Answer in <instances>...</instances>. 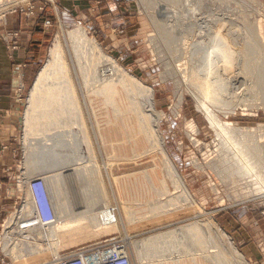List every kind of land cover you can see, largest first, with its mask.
I'll return each mask as SVG.
<instances>
[{"label":"rangeland","instance_id":"1","mask_svg":"<svg viewBox=\"0 0 264 264\" xmlns=\"http://www.w3.org/2000/svg\"><path fill=\"white\" fill-rule=\"evenodd\" d=\"M15 16L33 23L38 19L37 28L46 37L41 57L31 69L27 62L17 60L22 30L7 27V20ZM78 26L99 45L106 58L112 59L144 87L152 89L165 149L200 209L187 201L181 190L171 188L173 179L165 166H154L152 161L160 160L155 144L145 145L140 139L144 136L142 132L137 135L126 132L127 138L121 132L120 126L129 125L130 120L139 124V115L137 119L130 114L132 110L137 108L140 118L151 114L147 112L148 96L134 94L129 100V96L120 95L123 101L111 105L113 115H108L104 123L99 121L98 125L89 96H86L91 92L87 90L90 86L84 85L74 60L77 72L73 73L78 74V96L83 105L82 124L87 137L76 141L63 127L50 130L56 125L48 126L46 119L41 121L38 118L44 115L41 112H34L31 122H26L31 91L51 58L57 36H62L70 46L67 32ZM3 27L0 42L6 45L12 61L11 95L21 108L22 120L12 138L1 139L2 153H8L18 163L21 173L29 170V176L34 177L32 181L42 179L39 175L64 170L78 171L79 180L93 178L102 187L101 202L104 205L110 202L116 212L117 224L93 222L97 217L85 208L88 200L79 192L81 182L73 183L76 195L63 193L58 198L48 195L51 206L65 207L64 213L73 209L80 216L89 215L83 218L88 226L83 234L86 239L55 256L56 242L42 241L50 235L49 225L40 223L34 199L31 196L29 200L30 195H26L22 174V184H16L18 187L14 189L22 200L17 204L13 201L14 206L4 213L1 222L3 256L0 264H19L24 256L30 264L31 256L51 258L54 255L50 263L75 254H92L98 250L106 253L113 249L124 250L132 264H154L160 260L183 264L195 253L196 264H200L206 247L220 252L219 259L211 264H241L230 253L233 244L248 264H264V189L254 176L252 179L248 175L250 168L264 176V93L257 79L259 70L264 67V0H0V28ZM191 60L195 64L188 67L196 66L205 84L193 86L188 80H182L183 68L179 65L189 64ZM106 65L99 67L110 68ZM114 72L115 69H107L101 79L119 78ZM106 105L107 102L95 105L98 114L100 106ZM144 106L147 113L143 111ZM40 123V129H36ZM113 125L116 131L120 130L119 134H112L113 139L105 138V127ZM26 136L25 145H31L39 170L25 168L28 152L23 141ZM122 138L129 140L123 143ZM258 142L263 148L258 147ZM110 143L117 149L108 147ZM10 144L14 150H9ZM242 158L248 163L243 164ZM233 173L240 174L241 180L239 178L236 184L232 181L236 182L238 176L232 178ZM136 174L138 179L147 175L142 176L147 177V184L136 181ZM161 178L165 180L162 186ZM121 182L123 193L117 188ZM131 193L133 202L125 201L123 197ZM144 204V212L135 214L136 207ZM30 208L35 209V213L26 218L27 224L23 226L29 228L37 224L35 236L26 233L18 238L21 235L17 231L9 233L5 228L7 220ZM132 208L135 215L127 216ZM104 210L110 213L108 207L104 206ZM153 217L169 221L132 230L139 224L138 220L151 223ZM193 225H208L216 243L199 244V232L192 241L185 229ZM165 233L173 235L167 242L169 245H154L150 252L151 239Z\"/></svg>","mask_w":264,"mask_h":264},{"label":"bare ground","instance_id":"2","mask_svg":"<svg viewBox=\"0 0 264 264\" xmlns=\"http://www.w3.org/2000/svg\"><path fill=\"white\" fill-rule=\"evenodd\" d=\"M261 27L259 29H261ZM67 33L69 35L68 38L70 40L71 45L69 46L68 42L66 40L64 41L62 36H57L56 41L51 51V58L48 64L46 65V67L39 74V77L37 78V83L35 84V87L31 91L32 93L29 99L30 106L28 109L29 114L26 115L27 117L26 122L28 124L31 122L34 112H41L42 114L44 113V115H41L38 117L41 121L43 119H46L49 121V124H47L48 126L56 125L55 127H52L50 130H56L58 127H63L66 130V132L68 134H71L72 137L76 141L80 140L82 137H84L83 139L87 137L86 132H85L86 128L84 124H82V118H85V117H84L83 105L81 104L79 96H78V87H77L78 74L74 75L73 73V71L74 72L76 71L74 60L77 63L78 68L80 69L79 71H81L82 76L81 75L80 76L83 77L82 80L85 82L84 85H86V87L90 86V89L88 88L87 90L91 92L88 93L86 90V92L88 93V94L86 93V96L87 95L89 96V102L91 105L90 108L92 107L94 111V115L97 119L98 125L100 124V122L103 124L104 120L106 119L108 115H113V110L111 108V105L118 104L121 101H123L121 96H129V100L131 98V95H134V94H139V95L143 94V95L148 96L149 99L148 101H146V105L148 106L147 108L149 110L147 112H150L152 115L147 114L140 118L141 114L139 113L138 109L136 108L135 110H132L130 114H134L137 117V119L139 115V119H140L139 124L137 123L136 120L131 121L129 118L130 120L129 125L125 126L124 124L123 126H120L121 132L124 133L123 135L125 138H127L126 132H135L136 133L135 135H137L138 132H142L144 136L141 137L140 139L144 141L145 145L155 144L156 147L158 148V153L160 152L159 153L160 160L152 161L154 166L157 168H160V165H162V167L165 166L170 172L169 174L173 179L174 186L171 183V188L175 187L176 191L181 190V193H183L185 197H187L188 199L187 201H190L194 206L200 209L196 201H194L193 197L190 195L183 177L179 174L174 162L167 154V151L165 149V146L162 140L163 138H161L160 132L158 129L159 126H158L157 119H159L160 117H158L155 113V108H154V103H153V97H154L153 93L154 92L152 91V89H147L146 87H144V85H142L139 81H137L131 75L129 76L127 72H125L122 68L120 69L118 66H116L117 64L112 59L109 58L110 60H112L113 63L109 61V59L106 58L105 55L103 54L99 45L92 38L88 36L85 30L81 29L79 26L73 30H69V32ZM62 35H64L63 32H62ZM105 64H107L108 66L110 65V68H107L108 70L110 69L111 71L112 70L114 71L115 69L116 70V72H114L115 76H116V73H118L117 76H119V78L117 77V79H114L115 77L113 74V77H114L113 79H108V78L107 80L106 78L101 79V77L103 78V75L106 73L107 69H104L105 66L104 67L103 66L99 67V66L105 65ZM190 64L191 65L193 64L192 60H191V63L189 64L187 62H184L183 66L179 65L180 68H183L182 69L183 71L184 69L189 71L188 73L187 71H185V73L183 71L181 72L184 75V79L182 80H186V81L188 80L189 82L193 84V86L204 83L202 76L199 74L198 70L195 68L196 66L195 67L192 66L191 68H189L188 65ZM108 72H107V75H108ZM206 72H207V69H206ZM210 75L211 73H209V76ZM111 77H112V72H111ZM257 79H258L259 87L262 93H264V67L261 70H259L257 74ZM79 90H80V87H79ZM257 93H259V91ZM255 96H258V95H255ZM101 99L103 100L101 101ZM101 102H107V105L103 107L100 106L99 108L100 113L98 114L95 108V105ZM83 103L85 105L84 101ZM145 109L146 107L144 106L143 111ZM146 110L144 112H146ZM41 125L42 123H40L39 126H36V129H40ZM119 132L120 130L118 129V131H116V128L114 125L112 127L108 126V128L106 126L104 129V136H106L105 138L113 139L112 134H119ZM81 133L83 134V136ZM29 134L30 133H27V135ZM26 139H27V136L25 137V140L23 141L24 147L26 146L25 148L28 152L27 157H26L27 161L25 162L26 163L25 168H28V169L34 168L35 170H39L40 166L38 164V160L35 158V154H34V151L31 145H25ZM135 139L137 140L139 138L135 137ZM128 140L129 139H126V140L123 139L121 140V142L126 143L128 142ZM260 142H258L257 145L259 148L260 147L263 148ZM86 144L88 147L90 146L88 143ZM108 147H111L112 149H117V147H114L112 143H110ZM79 151L81 153L82 149H79ZM241 161L243 164L248 163L246 162L244 158H242ZM117 166L120 167L119 164H117ZM245 166H247V164ZM79 174L81 173L75 170H64V172H61V173H55V174L48 173V174H42L39 176H41L43 179V182L48 191V195L49 196L52 195L57 198L63 193H66V194L69 193V195H74V194L76 195L77 193L74 192V189H75L74 184H77V183L79 184V182H81L82 184L80 185L81 189L79 190V192L82 191V196L87 198L88 200L85 208L89 209L90 215H96L97 217L94 219L93 222L98 223L100 220H102L104 223H107V224H112V225L117 224V219H116L117 215H116V212L113 210V207L110 204V202L107 205H104L105 203L101 202V200L99 199V196L101 193L100 189L102 188L99 185V182H97L96 180H93V178H89V179L84 178L86 180H81V179L79 180L78 179ZM23 175H24L23 185L24 187H26V195L27 196L30 195L29 196V200H30V197L32 196V194H31V191L29 190V186L32 180L34 179V177L29 176V170L25 171ZM235 175L238 176V179L236 182L232 181L233 184H236L240 178V174L238 175V173H233L232 178L235 177ZM248 175L250 177L254 176L258 184L262 186V190L264 189V176L261 174V172L260 174H257V172L255 171L253 172L249 168ZM142 176H147V175H141L140 179H138L139 177L136 174V177H135L136 181L138 182L143 181L145 182V184H147V181H146L147 177H142ZM254 177H252V179ZM75 179H78V181H75ZM121 179L124 180L125 178H121ZM159 182L162 186V182L165 183V180L161 178V180L159 179ZM141 185L143 184L141 183ZM117 188H118V191L122 193L125 190L123 188L122 182L117 184ZM144 196L145 195L141 197L142 200H144L145 198ZM148 197H149V194H148ZM123 198L125 201L133 202L132 193L131 195L127 194ZM104 206L110 209V213H107L104 210ZM145 206L146 204L141 205L138 208L136 207L135 214L143 213L145 210L144 209ZM53 210L55 214L54 222L49 224V226L47 225L48 226L47 228L50 229V235L44 238L42 241L43 242L45 241L56 242L55 249H54L56 253L54 254L55 256H57L61 252H63L65 248L72 246L83 239H86L83 237V234L85 230L88 228V226L85 224V221L83 220V218L89 215L80 216L77 213H74L73 209H71L70 212L68 213H64L63 211L65 210V207L61 205H55L53 207ZM133 210L134 208L131 209L132 213L131 212L128 213L127 216L133 217L135 215L133 213ZM30 211H32L31 214H29ZM34 213H35V209L30 208V209H26V210L23 209L22 211H19V215L16 217L14 216L15 214L12 215L14 217H12L11 219H8L6 222V226H5L6 230L9 231V233H14L17 231L21 235V236H18V238L22 237L26 233H28L29 236H32V237L35 236V234L37 233V224L36 226L29 227V228L26 227V225L23 226V223L27 224L28 219L26 218H28L29 216H33ZM172 218L173 217H170L171 220ZM13 219L15 220L12 221ZM24 219H26V221ZM151 220H152L151 223L150 221L146 223H142L143 220H138L139 224H136V227L133 226L132 230L143 229V228L148 227V225L149 226L155 225L157 223L163 224L168 219H165L164 217H161V218L153 217ZM87 222H89L88 219H87ZM90 223L92 222L90 221ZM195 226L193 225L185 229L186 236H190L192 241H195L196 235L198 237L200 233L201 236L199 235L200 237L199 244L200 243L208 244L210 241L214 244L216 243V239L212 235L211 228L208 225L206 227H202L201 225H199V227L198 226L195 227ZM45 233L48 234L49 231H46ZM172 236H173L172 233H165V234H161L156 237H153L150 241V252H153L152 248L154 247V245H158L161 243H167L169 242ZM206 238H209V239H206ZM167 244L169 245V243ZM148 246L149 244L145 245L144 247L139 245L140 248L142 247L146 248ZM231 246L232 247H230L231 248L230 253L232 257L237 258V260L239 259L241 264H248L247 260L237 252L235 245L233 244ZM202 250L203 249H201V251ZM210 250H211L210 248L206 247V249L202 251V255L200 256V264H211L213 260L219 259L220 252L219 251L212 252ZM195 255H193L189 261H185L183 264H196L197 261H196V258L194 257ZM31 258L32 260L30 264H36L37 262H39L38 264H43V263L44 264H54L55 263V260L48 263L52 258H54V255H52L51 258H45V255H42L41 258H40V255L39 257L31 256ZM21 259H22L21 260L22 262H18L19 264H29L25 260V256H24V259L23 257H21ZM169 261L160 260L158 262H155L154 264H170V263L173 264L172 261L170 262Z\"/></svg>","mask_w":264,"mask_h":264},{"label":"crops","instance_id":"3","mask_svg":"<svg viewBox=\"0 0 264 264\" xmlns=\"http://www.w3.org/2000/svg\"><path fill=\"white\" fill-rule=\"evenodd\" d=\"M7 24V27L12 30H22L23 33L20 41V49L17 51V60L27 62L29 69H31L36 65L37 59L41 57L46 38L44 33L37 28V24L39 25L38 19L33 23L32 20L26 21L15 16L9 18ZM4 29L5 27L0 28L2 31ZM11 79L12 61L6 45L0 42V141L4 137L12 138L17 133L22 120L20 115L21 108L11 95ZM12 147L13 145L9 147V150H14ZM19 172L18 163L12 157H9L8 153H2L0 143V228L1 222L4 221V213L10 210V207L14 206L13 201L17 204V202L22 200V197L18 196L19 193H15L14 190L15 187L22 184L20 177L23 172H20V174ZM1 233L2 231L0 230V236ZM1 256H3L2 252H0V259L2 258Z\"/></svg>","mask_w":264,"mask_h":264},{"label":"built area","instance_id":"4","mask_svg":"<svg viewBox=\"0 0 264 264\" xmlns=\"http://www.w3.org/2000/svg\"><path fill=\"white\" fill-rule=\"evenodd\" d=\"M30 191L34 199L36 209L42 225H49L54 222L55 214L50 204L48 191L43 179H36L30 183ZM56 264H132L130 258L124 254L122 249H113L106 253L94 252L81 255H71L55 262Z\"/></svg>","mask_w":264,"mask_h":264}]
</instances>
